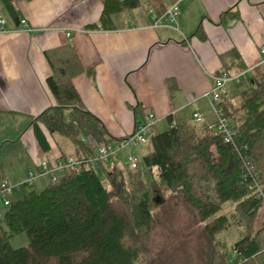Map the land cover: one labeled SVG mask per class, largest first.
<instances>
[{
  "label": "trees",
  "instance_id": "trees-1",
  "mask_svg": "<svg viewBox=\"0 0 264 264\" xmlns=\"http://www.w3.org/2000/svg\"><path fill=\"white\" fill-rule=\"evenodd\" d=\"M19 1L0 0L14 22L19 16L12 4ZM101 1L98 23L86 28L113 30L114 14L143 4L156 18L167 10L162 0ZM237 18L236 11H225L220 24ZM194 35L204 39L201 27ZM44 56L55 105L33 119L36 142L48 152L47 133L60 146L59 159L91 158L95 145L118 140L85 108L74 87V78L93 77V69L83 68L69 44ZM221 57L217 76L248 70L236 51ZM250 72L247 85L222 95L218 105L235 132L233 145L208 125L179 124L168 117L165 131L151 129L148 150L134 173L120 156L98 164L103 179L95 169L68 171L41 191L12 196L0 214V264H264V227L253 228L264 205V69ZM153 171L166 195L155 211L143 180ZM226 204L230 214L222 213ZM231 227L241 236L228 245L217 235ZM22 233L28 246L12 248L10 239Z\"/></svg>",
  "mask_w": 264,
  "mask_h": 264
},
{
  "label": "crops",
  "instance_id": "crops-1",
  "mask_svg": "<svg viewBox=\"0 0 264 264\" xmlns=\"http://www.w3.org/2000/svg\"><path fill=\"white\" fill-rule=\"evenodd\" d=\"M162 3L166 9H178L177 29L172 24L154 28L145 4L135 8L141 13L124 24L117 19L127 10L114 14L113 30L102 31L86 28L98 23L101 0H21L15 11L18 21L27 23V29H22L0 2V17L5 21L4 32H0V116L30 121L25 136L35 168L40 160L54 163L61 157L60 146L45 131L50 149L46 153L41 150L31 126L36 116L55 105L46 85L51 73L46 50L69 44L83 68L93 69V77L83 73L73 84L85 108L115 139L129 136L148 113L155 117V132L164 129L168 117L175 123L194 124L195 112L202 117L198 126L213 125L216 116L204 95L223 67L222 55L239 54L248 69L247 83L250 69H264L259 54L264 45V0ZM228 10L236 11L238 18L222 25L220 17ZM198 27L204 39L194 35ZM225 60L231 64L232 57ZM245 85L232 82L222 95L232 96L237 86ZM61 146L70 152L64 143ZM146 147L136 152L144 154ZM125 155L121 156L123 165Z\"/></svg>",
  "mask_w": 264,
  "mask_h": 264
},
{
  "label": "built area",
  "instance_id": "built-area-1",
  "mask_svg": "<svg viewBox=\"0 0 264 264\" xmlns=\"http://www.w3.org/2000/svg\"><path fill=\"white\" fill-rule=\"evenodd\" d=\"M15 9V4H12ZM178 17V9L174 6L165 11L160 17L156 18L151 14L152 26L159 28L165 24H175ZM5 21L0 17V32H4ZM19 25L22 29H27V23L24 19L19 21ZM259 54L261 57V63H264V45L260 48ZM247 71L239 72L235 75H230L223 72L221 75L213 77V86L205 93L206 97L213 108L216 116V122L213 125H209V128L214 131L216 135H220L223 141L227 144H234L235 132L230 126L228 119L224 116V112L218 106L221 101V96L224 93L227 83L234 84H247ZM192 122L198 125L202 123V117L199 113L195 112L192 115ZM155 123V117L152 113L145 115L142 121L135 124L132 133L124 138L116 141H111L104 145H95L94 156L86 159H75L73 157H67L65 159H58L54 163H50L47 160H40L37 163V175L38 177L48 176L51 180H55L59 175L68 171L79 173L83 169H95L101 162H107L109 160H117L118 157L125 155V164L129 171L135 172L139 169L141 158L136 151H139L147 142L150 131ZM36 178L35 173L29 172L26 183L23 185L32 186L33 181ZM22 185V186H23ZM19 188V187H18ZM14 189L6 183L0 184V198L3 201L4 206L9 205L10 198L13 196Z\"/></svg>",
  "mask_w": 264,
  "mask_h": 264
},
{
  "label": "rangeland",
  "instance_id": "rangeland-1",
  "mask_svg": "<svg viewBox=\"0 0 264 264\" xmlns=\"http://www.w3.org/2000/svg\"><path fill=\"white\" fill-rule=\"evenodd\" d=\"M140 11V8L127 10L118 16L117 21L119 24H124L131 16L141 13ZM172 26L177 29V22L172 24ZM229 87L230 83H227L225 88ZM233 92L231 91V93ZM29 124L30 121L24 117L0 116V184L6 183L14 189L13 198L19 197L28 189L41 191L51 181L48 176L38 177L37 170L31 161L28 138L25 136L26 128ZM165 125L164 129L158 128L157 132L165 131L168 128L167 123ZM147 149L148 147L145 148L146 151ZM136 154L140 156V153ZM29 172H34L36 178L31 187L24 189L22 185L26 183ZM95 172L100 179L104 178V174L99 168H95ZM143 180H145L144 184L151 192V208L152 211H155L165 201L166 195L159 186L156 173H152L151 176L143 178ZM6 209L7 207L3 205V201L0 198V214H3ZM260 209L253 222L254 230L264 227V205ZM222 213L230 214L231 205H224ZM240 236V231L236 227H231L229 230L217 235L219 239L228 245H232L239 240ZM28 242L27 236L23 233L10 239L12 248L27 247Z\"/></svg>",
  "mask_w": 264,
  "mask_h": 264
}]
</instances>
